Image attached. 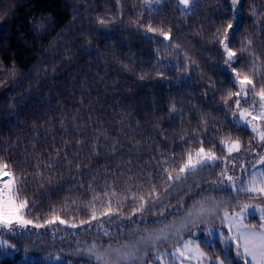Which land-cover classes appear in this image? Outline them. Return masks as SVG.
Returning <instances> with one entry per match:
<instances>
[{
  "label": "trees",
  "instance_id": "1",
  "mask_svg": "<svg viewBox=\"0 0 264 264\" xmlns=\"http://www.w3.org/2000/svg\"><path fill=\"white\" fill-rule=\"evenodd\" d=\"M145 1L0 0V162L14 174L19 199L28 201L26 218L44 224L14 226L9 242L19 251L0 250V264H44L57 255L61 264H100L91 245L103 252L165 224L180 229L179 243L193 228L182 229L181 221L200 202L261 203L226 179L243 175L228 167L222 141L239 139L243 153L258 143L236 121V97L225 103L238 91L217 39L233 16L230 0H195L189 11L178 0L154 8ZM235 16L233 66L258 91L264 0H240ZM201 142L218 159L176 179ZM256 218L246 222L258 224ZM0 236L9 238L6 230ZM199 242L205 251L223 250L220 239ZM160 243L139 247L149 255ZM228 255L244 264L232 245Z\"/></svg>",
  "mask_w": 264,
  "mask_h": 264
},
{
  "label": "snow or ice",
  "instance_id": "2",
  "mask_svg": "<svg viewBox=\"0 0 264 264\" xmlns=\"http://www.w3.org/2000/svg\"><path fill=\"white\" fill-rule=\"evenodd\" d=\"M178 3L183 5L185 8H189L192 4V0H178ZM232 7L233 16L232 19L223 26L222 29H217L218 33L222 34L217 37L219 43L222 45L224 52L226 53L225 65L236 73L235 81L238 82V91L229 92L228 99L225 100V103H228V100H231L233 96L236 99L233 101L235 104V111L239 112L240 118L244 120L245 124H251L252 131L256 133L260 141V145L264 146V127H260L255 123L256 121H264V86H261L259 90H256V85L254 84L253 79L249 76L244 75L241 78L240 73L237 72L236 68L233 66L236 61L234 57L237 56V52L234 51L230 46V37L232 32L235 30V12L237 6L240 4V0H230ZM100 23H104L103 20ZM149 32L160 31V34L164 39H169V33L153 28L151 25L147 29ZM251 41H249V44ZM240 51H245L242 47ZM162 76L163 73H158ZM140 79H144L143 76ZM253 97L258 96L260 101V107L257 111L251 104L249 108L241 107V97H247L249 93ZM245 103H248L245 100ZM175 108L173 107V111ZM251 117V119H247ZM227 147V152L229 156L234 152H239L243 147L239 139L232 141L228 144L225 141ZM201 142V147L198 151L195 152V155L191 151L187 154V159L184 161L181 167L178 169V174L176 179H180L181 176L188 172L194 171L198 167H202L208 164L210 161H215L218 157L213 151L206 150ZM251 149V144L249 145V150ZM260 164H264V154H259ZM165 172L168 173L166 179H173L172 172L168 169H165ZM226 176V171L221 172V178ZM261 177H264V172L260 173ZM227 181L231 183V186L234 190L255 193L257 195L252 196L251 200L260 199L261 203H251L245 202L241 203L240 201H235V203L228 204L227 202L220 201L213 204L211 207H206L205 202H200L199 207L195 205L192 210H188L186 217L181 221V228L186 229L188 224H191L193 227H197L198 223L204 222L205 215L213 218L219 219L222 227L227 228V232L221 231L219 233L220 243L223 245L222 251H216L215 248H210L209 251H205L200 242L194 239L183 240L180 247L176 249L173 255L179 254L185 260L196 261V264H233L229 253V245H232L235 255L244 261V264H264V179H258L255 174L248 180V186H241L237 189L236 181L239 180V177L226 176ZM222 182V181H221ZM143 199V197H141ZM28 207L27 199H19V189L16 187V179L14 174L9 170L7 163L0 162V230H6L9 234V238L5 239L3 236H0V250H5V252L11 250L18 252L17 243H10V239H14L16 233L15 227L27 229L29 225L34 228L44 227V224L34 223L33 220L27 219L24 210ZM143 208V205H141ZM222 212V215L220 214ZM254 213H259V223L251 224L246 223L249 216H252ZM58 217L48 220L45 223L52 224L55 223ZM93 219L95 215L93 214ZM61 224L65 223L64 220L59 221ZM175 229L179 233L180 229L175 228V224H165L163 227L155 230L148 234L147 237H141L140 240H135L134 243L121 245L119 248L113 249L111 245L107 249H104L103 252L97 251V245L93 244L89 247V253L95 257L100 264H135V261L139 259L138 253L141 251L139 245L145 243L155 244V242L161 240H167L168 235L166 232H170ZM207 236H212L213 232L211 229H205ZM194 235V234H193ZM115 253V257H113ZM144 254L147 255V250H144ZM27 259V256L24 257ZM55 259L59 261L60 256H56Z\"/></svg>",
  "mask_w": 264,
  "mask_h": 264
},
{
  "label": "rangeland",
  "instance_id": "3",
  "mask_svg": "<svg viewBox=\"0 0 264 264\" xmlns=\"http://www.w3.org/2000/svg\"><path fill=\"white\" fill-rule=\"evenodd\" d=\"M161 1L162 0H147V1H145L144 5L148 8H154ZM194 4H195V0H192V4L189 8H185L181 4H179V5L181 6V8L184 11H189ZM240 99H241V107L242 108H249V105L251 104L257 111L259 110L260 101H259L258 96L250 98L248 95L246 98L242 96ZM245 100H247L248 103H245ZM249 110L251 111L252 109L249 108ZM247 119H251V117H248ZM236 121L239 124H241L242 126H245L246 128H249L252 131L251 124H245L244 120H242L240 118L239 112L236 113ZM255 123H257V125L260 127H264V121H256ZM253 134L255 135L256 140L258 142L257 146L254 149H252V151L249 153H247V152L243 153L242 150H240L239 152L232 153V155L229 156V162H228V167L230 169H233V172H236L237 174H239V176L243 175V177H241L238 180V182H239V184L244 183L245 187L248 186L247 182L252 177L253 174H255L258 179H264V177L260 176V173L264 172V164H260L258 162L259 161V154H264V146L260 145V141H259L258 137L256 136V133L253 132ZM230 143L231 142H229L228 144H230ZM226 151H227V147H226ZM195 152L193 153V155H195ZM253 159H255L254 162H252ZM215 161H210L208 164L214 163ZM234 169H235V171H234ZM210 200L213 201V199H210ZM205 206L211 207L212 205L207 206V204H205ZM221 215H222V213H221ZM253 216L257 217L256 219L259 222V213H254L252 216H249V218L253 217ZM213 220H215V219L205 215L204 222L198 223L197 227L191 228V235L186 237V238H183L179 243H178L179 238H178L177 232L174 235H168L167 240H161L162 242H164V243H160V244H164L163 247L157 248V246H154L152 253H150L149 255L147 254L148 256L145 255L144 250L141 249V251L138 253L139 259L137 261H135V264H144L143 259H145V258L147 259L148 257H149V262H147L146 264H196V261H194V260L188 261V260H185L182 257H180L178 253L176 255H173V253L176 251V249L178 247L181 246L183 240H187V239H194L197 241L201 240V241H204L206 244H210V243H212V240L220 239L219 233L221 231H224L226 233L227 228L222 227L219 224H214ZM177 229H179V228H177ZM205 229H211L213 232V235L210 237L207 236L205 233ZM82 235L83 234H81V236ZM81 239L83 241V237ZM129 243L130 242H126L124 244H129ZM124 244H122V245H124ZM119 247H117V248H119ZM113 249H115V248H113ZM112 255H113V257H115V253H113ZM42 263H44V264H61V260L57 261L55 259V257L51 256V257H47L46 259H43Z\"/></svg>",
  "mask_w": 264,
  "mask_h": 264
}]
</instances>
